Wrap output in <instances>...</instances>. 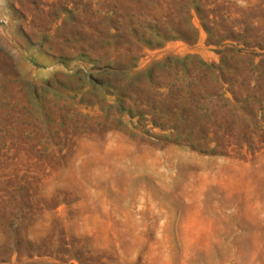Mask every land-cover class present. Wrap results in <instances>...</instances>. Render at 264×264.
<instances>
[{
    "label": "rangeland",
    "instance_id": "rangeland-1",
    "mask_svg": "<svg viewBox=\"0 0 264 264\" xmlns=\"http://www.w3.org/2000/svg\"><path fill=\"white\" fill-rule=\"evenodd\" d=\"M0 264H264V0H0Z\"/></svg>",
    "mask_w": 264,
    "mask_h": 264
}]
</instances>
